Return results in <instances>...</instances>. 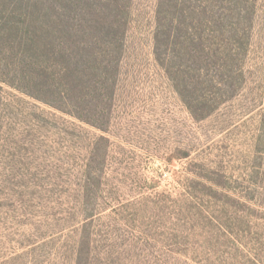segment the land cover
<instances>
[{
  "label": "rangeland",
  "instance_id": "obj_1",
  "mask_svg": "<svg viewBox=\"0 0 264 264\" xmlns=\"http://www.w3.org/2000/svg\"><path fill=\"white\" fill-rule=\"evenodd\" d=\"M154 1L134 3L96 258L264 264V0L244 91L201 122L151 62ZM100 135L0 83V264H67L70 230L61 238L58 221L75 205L76 169Z\"/></svg>",
  "mask_w": 264,
  "mask_h": 264
},
{
  "label": "trees",
  "instance_id": "obj_2",
  "mask_svg": "<svg viewBox=\"0 0 264 264\" xmlns=\"http://www.w3.org/2000/svg\"><path fill=\"white\" fill-rule=\"evenodd\" d=\"M259 1H154L151 62L195 122L244 91ZM134 3L0 0V83L103 134L90 141L76 169L75 205L58 221L61 238L70 230L62 263L103 264L96 258L103 240L93 223L106 210L99 189L132 52Z\"/></svg>",
  "mask_w": 264,
  "mask_h": 264
}]
</instances>
